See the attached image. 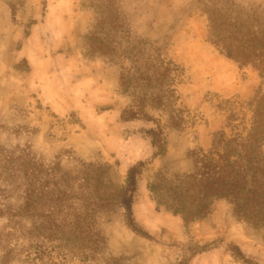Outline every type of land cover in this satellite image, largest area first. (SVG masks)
<instances>
[{
  "label": "rangeland",
  "instance_id": "obj_1",
  "mask_svg": "<svg viewBox=\"0 0 264 264\" xmlns=\"http://www.w3.org/2000/svg\"><path fill=\"white\" fill-rule=\"evenodd\" d=\"M112 1L121 49L172 68L168 92L155 91L163 105L145 107L154 122L120 119L138 104L122 84L132 62L90 51L97 0H0V264H264V227L226 200L188 226L160 202L213 134L230 130L228 117L249 119L247 102L264 92V74L209 41L212 11L264 24V0ZM158 125L166 151L155 156L147 130ZM139 161L130 224L108 199Z\"/></svg>",
  "mask_w": 264,
  "mask_h": 264
},
{
  "label": "trees",
  "instance_id": "obj_2",
  "mask_svg": "<svg viewBox=\"0 0 264 264\" xmlns=\"http://www.w3.org/2000/svg\"><path fill=\"white\" fill-rule=\"evenodd\" d=\"M97 1L95 9L98 18L88 36L90 51L104 56L120 55L132 62L131 68L123 76L122 84L126 89L137 91L138 104L123 109L120 119L124 122H154L145 107L149 101L163 105L164 97L155 91L158 89L160 93L168 92L166 89L171 80L172 68L151 57L144 59L142 53L135 51L134 47L121 49L122 43L118 41L121 37L116 33L123 28L124 23H119L120 15L114 2ZM212 13L209 41L228 58L241 66L252 65L263 76L264 24L258 19H254L253 23L244 22L238 16L232 17L218 10ZM123 33L125 37L128 36V31ZM247 106L251 113L249 119L238 120L234 114L228 117L230 130L216 131L210 147L198 153L193 170L180 176L177 184L164 187L165 193L160 202L174 216H180L185 226L204 218L216 200H226L240 220L257 228L264 227V92H258L247 102ZM174 125H179L178 120ZM147 134L156 149L155 156L163 154L166 151V141L162 127L158 125L157 128L148 129ZM143 166V161L131 166L125 187L108 199L119 201L126 210L130 224L135 221L132 208ZM28 177L25 178V208L30 207L33 185ZM149 189L155 193L160 191L156 184H150ZM236 250L238 252L235 255L246 262L240 248L236 247ZM39 254H36L37 257ZM175 264H188V261Z\"/></svg>",
  "mask_w": 264,
  "mask_h": 264
}]
</instances>
